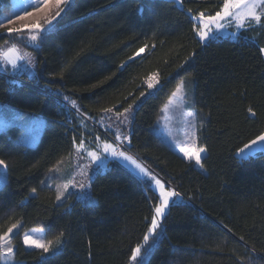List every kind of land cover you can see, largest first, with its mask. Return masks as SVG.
<instances>
[{"label":"trees","instance_id":"16d2710c","mask_svg":"<svg viewBox=\"0 0 264 264\" xmlns=\"http://www.w3.org/2000/svg\"><path fill=\"white\" fill-rule=\"evenodd\" d=\"M7 3L0 0V11ZM222 4L72 0L42 41L29 43L26 30L0 28V54L15 46L35 62L32 74L14 72L22 82L0 68V104L43 120L33 145L21 141L17 124L0 131V160L7 164L0 234L19 225L11 239L16 260L136 264L131 252L144 245L157 202L146 190V177L107 158L88 177L90 200L72 193L61 203L47 181L81 141L94 151L99 142H113L114 131L102 122L105 109L123 114L128 108L132 121L123 147L181 193L161 221L147 264H264V152L236 156L264 133V19L246 24L234 38L199 41L192 17L214 15ZM152 76L158 86L150 93ZM181 82L201 119L203 169L183 156L181 145L165 144L152 130ZM64 96L77 107H66ZM31 228L43 229L46 240L60 236V244L47 253L25 249L22 235Z\"/></svg>","mask_w":264,"mask_h":264},{"label":"rangeland","instance_id":"374dc122","mask_svg":"<svg viewBox=\"0 0 264 264\" xmlns=\"http://www.w3.org/2000/svg\"><path fill=\"white\" fill-rule=\"evenodd\" d=\"M7 2L8 5L7 6L4 5V8H2V10L0 11L1 12L0 22H4L10 19L12 23H8L6 27H2L1 29L7 30L9 28H12V29L26 30L30 32V36L37 35L38 38L41 35V29L50 27V25H48L47 23V18L49 17L50 13L54 14L58 10L56 7V0H49L47 7L41 5L39 9L34 7L33 0H7ZM68 5L66 6L62 5V7L66 9ZM244 11L245 9L243 8L236 10V15L222 22L225 24L223 30L212 35L211 38H216L218 36L234 38L237 32L241 30L236 27V24L241 22L237 19V16L241 15ZM62 14L63 12L61 13V15ZM55 21H53V23ZM242 22L245 25L248 24L247 20H244ZM37 23L40 25V29L33 27V25ZM30 36H28L29 43H33L30 40ZM201 42H206V41H201ZM12 48L18 52H21V56L23 57V59H17V57H21L20 55L16 56L17 65L19 64L20 68H18L15 71L11 69L8 70L5 69L6 73H4V75H8L12 78H15L17 81L21 79L14 76L13 75L14 72H18V71L22 72V70H27L28 73L32 74L35 68L34 65L35 62H34V58L30 56L31 53L26 52L25 50H18V48L15 46H10L6 48L1 52V54L4 51H7L8 49H12ZM149 83L153 84V87L149 88L150 90L149 92L151 93L158 86L157 77L156 76L150 77V79H148L147 81V86L149 85ZM181 83H183L182 93L177 94V96L175 97L173 95L170 96L166 104L163 106L161 114L159 118L156 120L155 124L153 125L152 130L167 145L177 146V145L191 144L194 139L195 146L197 147L198 130L201 125V119L199 118V115L197 114L196 110L192 107L191 94L188 92L187 88L185 87L184 82ZM181 83L179 84V86L181 85ZM181 96H183L182 99ZM125 117H127V119H125ZM131 121H132V116L129 112L127 113L123 112V114L120 115L119 117H117L116 113L109 112L106 114V116H104L102 120L104 128L109 129L110 131H114L115 136L116 135L121 136V140L116 141L118 143L117 146L119 147V150H124L126 154L130 156L132 155L126 149H123L124 148L123 144L127 143V129L130 127ZM42 122L43 120L40 117H35L30 114L21 113L18 110L0 104V131L3 130L6 126L11 124L19 125L21 127V141L27 145L28 144L33 145L37 142L38 135L42 128ZM109 125H111V127H109ZM193 132H195L194 137H192ZM103 143L104 142H99V144L96 145L95 151H99V153L102 156H105L107 158H114L111 157L109 153L103 152ZM120 146H122L123 148H121ZM88 147L89 146L87 143L86 145H84V150L78 152L76 146L73 154L70 156V158L67 159L68 163L60 162L51 170L50 174L47 176V181L51 182L48 183L55 189L56 194H58V192L61 194V199L58 200L59 203H61L72 193L75 196H77L75 193L86 192V189L89 186L88 177L90 180V178L94 176L93 174H95V170L97 169L96 167L102 169L103 166L105 165L107 159L105 160L103 165H101L99 161L96 163L91 162V158L87 156V151L89 150ZM262 147L264 146H253L250 155L248 153H245L238 156V151H237L236 156L239 159L247 158L249 156H254L260 152H264V150H262ZM133 158L135 159V157ZM116 160L121 162L123 165H125L135 175L139 176L140 178L144 177L143 174L139 173L138 169H136L133 165L130 164V162L125 161L123 159H116ZM136 161L138 163H141L137 159ZM0 172L6 173V168L0 167ZM70 181L71 183H69ZM79 183H84L85 188L80 189L79 187L74 188L72 186L73 184L78 185ZM3 184L4 183L2 182V180H0V187ZM65 184H69V187L67 189L64 188ZM156 194L158 195V190ZM171 203L172 202H170V204ZM167 211L168 209L166 210V213ZM16 230L17 229H14L13 233L9 234V236L12 237V235L14 234V232H16ZM33 231L37 238L46 240L45 232L43 229L31 228L23 233L22 244H23L24 234ZM11 245L13 247V255L8 257V264H23L21 261L16 260L14 257L15 245L13 244L12 241H11ZM0 246H2V242H0ZM23 246L25 249H37L43 252L42 249L30 248L24 244ZM0 264H5V261L0 260Z\"/></svg>","mask_w":264,"mask_h":264},{"label":"snow or ice","instance_id":"6c2138e0","mask_svg":"<svg viewBox=\"0 0 264 264\" xmlns=\"http://www.w3.org/2000/svg\"><path fill=\"white\" fill-rule=\"evenodd\" d=\"M49 0H33L34 7L39 9L41 5L44 7L48 6ZM71 2V0H56V7L57 11L52 14L50 13L49 17L47 18V23L50 25L49 28L41 29V35L39 39L42 41L47 35H50L56 28V24L53 23V21L57 20L61 16V13L64 12V7L62 5L66 6ZM173 3L180 4L182 6L183 0H172ZM245 9V11L237 16V19L241 21L240 23L236 24V27L238 29H243L246 27V25L242 22L244 20L248 21V24L250 25L252 22H255L257 24H260L262 22V19H264V0H223V4L220 7L218 11L215 12L214 15H209L205 17V14L203 12H200L198 15H194L192 17L193 19V29L196 32V35L199 37V41H207L211 38L212 35L218 33L219 31L223 30L225 27V24L222 23L226 19L233 17L236 15V10L238 9ZM191 12V10H189ZM8 23H12V21L6 20L4 22H0V28L6 27ZM34 28L40 29V25L37 23L33 25ZM9 32H19L20 29H8ZM235 35V33H234ZM23 39V38H22ZM30 40L32 42H36L38 40L37 35H31ZM144 49L141 48L137 55L140 54V52H143ZM259 51L261 53H264V48H260ZM17 59H23V57H17ZM17 67L16 64H13V68ZM149 88L153 87L152 83H149ZM183 90V83H181L180 86L176 88V90L173 92V96H177V94L182 93ZM183 96H181V99ZM63 101L65 106H71L72 108H76L75 101L69 100L67 96L63 97ZM171 102V101H170ZM106 112H112V109H105ZM129 111L128 108L124 109V113H127ZM251 116H256V112L253 111L251 108L248 109ZM117 117L122 115L120 112L116 113ZM192 115V114H190ZM127 119V117H125ZM111 127V125H109ZM195 136V132L192 133V137ZM97 142H99L100 137L95 138ZM121 140L120 135H116L114 137L113 142H104L103 143V152L109 153L111 157H114L116 159H123L125 161L130 162L131 165H133L136 169L139 170V173L143 174L144 177L148 178L146 181V190L150 191L152 193L151 199L157 201L154 205L153 209V215L151 217L150 226L148 228L147 234L144 235V245H137L131 252V260L136 262V264H147L148 259L151 255V250L156 246L158 243L157 237L160 235V233L157 231L161 226V220L166 216V210L169 208L170 202L175 203V199H179L181 197V193L177 191L174 188L167 187L166 182H162L160 178H158L154 173L150 172L147 168H145L141 163H138L136 159H134L132 156L127 155L124 150H119L118 146H115V141ZM253 146H264V133L258 134L255 139H252L249 143L244 144L242 148L238 150V156L241 154L248 153L249 155L252 152ZM84 150V141H81L79 145L77 146V151H83ZM262 150H264V147H262ZM179 151L183 154V156L188 161H194L196 166H199L201 169H203V163H202V157L201 153H204L206 151L205 148L199 147L197 148L195 146V140L193 139L191 144H184L179 147ZM87 156L91 158L92 163L100 162L101 165L104 164L107 157L102 156L99 151H87ZM0 167L7 168V164L4 160H0ZM0 180L4 184L7 183V175L5 172H0ZM71 183V181L69 182ZM74 188L79 187L80 189L85 188L84 183H79L78 185L73 184ZM69 187V184H65L64 188L67 189ZM158 190V195L156 194ZM33 193L36 192V189L32 190ZM78 196V199L84 200L88 199L90 200V193L88 192H82V193H75ZM57 200L61 199V194L58 192L56 196ZM19 227L18 224H13L11 227L7 229V231L4 234H0V242H2V246H0V260L5 261V264H8V257L13 255V247L11 245V239L12 237L9 236V234L13 233L14 229H17ZM61 236L63 233L60 234ZM152 240V243L149 244V240ZM60 244V236H57L55 241L53 240H44L37 238L33 232L26 233L23 236V244L30 247V248H38L42 249L44 253L49 252L50 248L53 244Z\"/></svg>","mask_w":264,"mask_h":264},{"label":"crops","instance_id":"0c3cea01","mask_svg":"<svg viewBox=\"0 0 264 264\" xmlns=\"http://www.w3.org/2000/svg\"><path fill=\"white\" fill-rule=\"evenodd\" d=\"M19 55L21 56V52H18L13 48L8 49L7 51H4L0 56V68H1V70L11 69V70L15 71L18 68H20L19 64L17 65V59H16V56H19ZM13 64H16L17 67L13 68Z\"/></svg>","mask_w":264,"mask_h":264},{"label":"built area","instance_id":"2783aa9c","mask_svg":"<svg viewBox=\"0 0 264 264\" xmlns=\"http://www.w3.org/2000/svg\"><path fill=\"white\" fill-rule=\"evenodd\" d=\"M6 77H8V78H11V79H14V80H16L15 78H12V77H10V76H8V75H5ZM18 82H22L21 80H17ZM121 148H123L122 146H120ZM123 149H125V148H123Z\"/></svg>","mask_w":264,"mask_h":264}]
</instances>
